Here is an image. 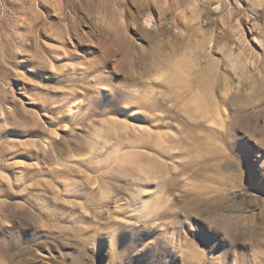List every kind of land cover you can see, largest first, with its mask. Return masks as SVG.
Listing matches in <instances>:
<instances>
[{
    "label": "rangeland",
    "instance_id": "374dc122",
    "mask_svg": "<svg viewBox=\"0 0 264 264\" xmlns=\"http://www.w3.org/2000/svg\"><path fill=\"white\" fill-rule=\"evenodd\" d=\"M81 252L264 264V0H0V264Z\"/></svg>",
    "mask_w": 264,
    "mask_h": 264
},
{
    "label": "bare ground",
    "instance_id": "6f19581e",
    "mask_svg": "<svg viewBox=\"0 0 264 264\" xmlns=\"http://www.w3.org/2000/svg\"><path fill=\"white\" fill-rule=\"evenodd\" d=\"M224 3V2H223ZM240 17V16H239ZM234 90V89H233ZM109 91V90H108ZM107 91V92H108ZM121 108H122V106H121ZM128 108V107H127ZM120 109V108H119ZM102 111H100V112H97V111H93V110H88V109H86V111H84L85 112V114L84 113H82V114H84V118L86 119L87 118V120L88 119H90V118H92L93 116H100V117H107V116H109V115H111V114H115L116 112V108L115 109H112V108H110V107H105V108H102L101 109ZM115 110V111H114ZM119 111H121V110H118V113H119ZM123 114V113H122ZM74 115H76V114H74ZM116 115V114H115ZM78 116V115H77ZM82 116V115H81ZM118 117H117V119L119 120V121H121L122 122V124H123V126L124 127H127L126 126V124H124V121L120 118V114H118L117 115ZM83 117V116H82ZM73 118H74V116H73ZM77 118V117H76ZM79 118V117H78ZM77 118V119H78ZM81 118V117H80ZM75 119V118H74ZM93 119V118H92ZM80 120V119H79ZM81 120H83V119H81ZM109 121H111V122H114L113 123V125L115 124V119H110ZM213 120H211V122H212ZM110 124V122L108 123V125L107 126H105V127H103V126H101L99 129H97L96 131H95V133L93 134V144H92V148H94L95 147V145L98 143L99 145H100V147L101 148H105L106 147V144L103 142V143H101L102 141H101V136L104 134L105 136H109L111 133H113V129L114 128H112L111 126L112 125H109ZM140 130V129H139ZM126 133V132H125ZM134 136V135H133ZM128 137V136H127ZM106 139V138H105ZM103 140V139H102ZM48 149L52 152V153H54L55 155H58V154H60V151H61V147H60V145L59 144H56V143H54L53 141H48ZM91 147V146H90ZM89 166V165H88ZM90 167V166H89ZM111 167V165H108L107 164V162H104V161H102L99 165H98V167H95L98 171H99V173L100 172H105V171H108L109 170V168ZM90 168H93V167H90ZM54 171H56V172H58V170H54ZM53 171V172H54ZM97 171V172H98ZM149 174V173H148ZM147 174V176L146 175H144V177L145 178H149L150 177V175H148ZM101 175V174H100ZM143 176V175H142ZM153 176V175H152ZM140 177V176H139ZM129 185H127L126 186V188L128 187ZM138 190L139 191H142L143 190V187H140V188H138ZM137 190V191H138ZM153 198H155L154 196H153ZM151 196H149V198L148 199H153ZM119 246H121V244L119 245ZM86 254V253H85ZM88 254V253H87ZM83 256V254H82V252L81 253H78L77 254V256H74L73 255V257L72 258H70V260L67 262V264H83V259L81 258ZM116 256V255H115ZM115 261V264H124V261H125V257H121L120 255H119V257L118 258H115L114 259Z\"/></svg>",
    "mask_w": 264,
    "mask_h": 264
}]
</instances>
